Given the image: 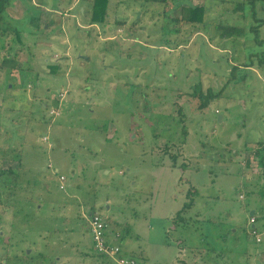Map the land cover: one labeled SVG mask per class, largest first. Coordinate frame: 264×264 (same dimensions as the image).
<instances>
[{"label":"rangeland","instance_id":"obj_1","mask_svg":"<svg viewBox=\"0 0 264 264\" xmlns=\"http://www.w3.org/2000/svg\"><path fill=\"white\" fill-rule=\"evenodd\" d=\"M238 1L111 0L91 24L82 0H10L0 25L19 32L0 39V65L17 63L0 68V264H103L90 209L139 264H264V3L253 18ZM189 2L208 24L170 21ZM219 21L258 31L222 38ZM208 91L221 96L200 108Z\"/></svg>","mask_w":264,"mask_h":264},{"label":"trees","instance_id":"obj_2","mask_svg":"<svg viewBox=\"0 0 264 264\" xmlns=\"http://www.w3.org/2000/svg\"><path fill=\"white\" fill-rule=\"evenodd\" d=\"M84 3L88 4L89 8H88V12L87 14L89 15V23L91 24H100V23H103L105 20H106V17H107V12H108V8L110 6V1L111 0H82ZM152 2H158L160 4H163L165 3L167 0H150ZM256 2H260V3H264V0H239L238 2L235 3V6H233V10L235 11H242V13H246L245 12V9L247 7H251L252 9V16L253 18L255 17V4ZM10 0H0V24L4 25V21L6 19V9L7 7L10 6ZM250 10V9H249ZM206 13H207V9H205V7L201 4L197 5V4H192L191 2L188 3V5L186 6H180V16L178 18H173V19H170L171 22H174L175 24L177 23H182V25H186V24H196V25H200L202 23H206V20H205V16H206ZM32 22H34L35 26H36V29H43V25H41L39 22V16H32L31 18ZM256 21V20H255ZM49 24V22H46ZM119 23V22H118ZM121 24V23H119ZM214 30L217 31L219 34H220V37L222 38H231V37H235V36H246V34H250L251 33V30H254L255 32L258 31V25L256 26H250L249 30L246 31L245 28L243 26H238V25H229V24H225V22L223 23L222 21H219V23H217V25H215L214 27ZM212 28V30H213ZM9 31H12L16 36H17V33L19 32L16 28H11L10 26H1L0 25V39L3 35H7L9 34L8 32ZM197 31V30H196ZM174 33L176 32H179V28H175L173 30ZM170 34H172L170 32ZM177 36V35H176ZM3 46V45H1ZM17 63H15V59L14 58H10L8 57L7 55H5L3 57V61H2V64L0 65V68H6V67H9V68H16L17 66ZM51 72H57L55 70V68H50ZM235 70V68H233V71ZM236 71V70H235ZM221 96V93H215V94H212L208 91V93L205 95V98H203L201 100V103H200V108H203L207 105L208 101L209 100H212L214 98H219ZM182 134L184 135V138H186V135H187V131L182 129ZM167 149H171V146L169 144H166L165 147H164V152L167 150ZM255 155L257 157V165L262 169V172L264 173V153L259 150L257 148V150L255 151ZM170 157H173V160H174V163L178 157L177 154H171ZM7 161L9 162H13L12 161V155H8L7 154V158H5ZM12 167H8L7 169V175H10L12 174V171H11ZM9 170V172H8ZM4 173V172H3ZM12 177L13 179L15 180L17 175L15 173V171L13 170V174H12ZM9 178V177H8ZM195 191V189L193 190ZM192 193V192H190ZM192 204V200L189 201V203L185 204L183 206V208L178 211V213H181L183 210H185L186 208H190ZM90 213L87 214V216H84L85 219L88 221V225H89V219H90V215H94V214H97L98 212H96L95 210L93 209H90L89 211ZM99 214V213H98ZM101 215V214H99ZM253 217L254 218V222L253 223H250L251 226H250V229H249V234L252 236V229H256L257 231H259L257 228H256V221H257V218L254 215H250L249 218ZM104 222L106 223L107 222V219L104 218L102 216ZM107 224V223H106ZM112 232H115L114 234H109L107 232V228H106V234H105V240H106V245L109 244L108 241H111L114 243V242H118L121 240V233L118 232L117 230H111ZM253 237V236H252ZM110 238V239H109ZM122 241V240H121ZM120 241V242H121ZM115 244V243H114ZM91 252H92V255L95 256V258H97L99 261L103 262V264H111L112 261H111V258L107 255V254H104V253H99V252H96V250L94 249V246H93V242H92V245H91ZM25 253V252H24ZM26 255V254H25Z\"/></svg>","mask_w":264,"mask_h":264},{"label":"built area","instance_id":"obj_3","mask_svg":"<svg viewBox=\"0 0 264 264\" xmlns=\"http://www.w3.org/2000/svg\"><path fill=\"white\" fill-rule=\"evenodd\" d=\"M58 180L60 184L59 188L63 189L65 177L63 175H59ZM250 222H254L253 217L250 218ZM106 228L107 224L104 222L101 215H99L98 213L90 215L89 230L91 233L94 249L99 253L107 254L111 258V264H139L135 258L120 254L121 248L119 247V245L114 244L110 241H108L109 244L106 245ZM251 233L256 242H261L262 232L257 231L256 229H252Z\"/></svg>","mask_w":264,"mask_h":264},{"label":"crops","instance_id":"obj_4","mask_svg":"<svg viewBox=\"0 0 264 264\" xmlns=\"http://www.w3.org/2000/svg\"><path fill=\"white\" fill-rule=\"evenodd\" d=\"M258 149L259 150H261L263 153H264V146L262 145L261 147H258ZM257 150V149H256ZM50 164V163H49ZM260 168V167H259ZM90 213V212H89ZM254 213H255V211H253V214L252 215H254ZM85 216V215H84ZM118 231V230H117ZM91 245H92V242H91ZM90 248H91V246H90ZM123 251H124V253L126 254L127 252H126V249H125V247L123 246ZM183 251V250H182ZM183 253V252H182ZM124 254V255H125ZM184 254V253H183ZM131 257V256H130ZM134 258V257H133Z\"/></svg>","mask_w":264,"mask_h":264},{"label":"water","instance_id":"obj_5","mask_svg":"<svg viewBox=\"0 0 264 264\" xmlns=\"http://www.w3.org/2000/svg\"><path fill=\"white\" fill-rule=\"evenodd\" d=\"M252 214H253V211L250 212V215H252Z\"/></svg>","mask_w":264,"mask_h":264},{"label":"clouds","instance_id":"obj_6","mask_svg":"<svg viewBox=\"0 0 264 264\" xmlns=\"http://www.w3.org/2000/svg\"><path fill=\"white\" fill-rule=\"evenodd\" d=\"M60 175H62V174H60ZM59 176V175H58ZM65 186V185H64ZM61 189V188H60ZM64 189V188H63Z\"/></svg>","mask_w":264,"mask_h":264}]
</instances>
